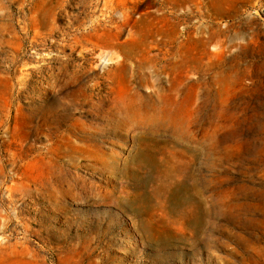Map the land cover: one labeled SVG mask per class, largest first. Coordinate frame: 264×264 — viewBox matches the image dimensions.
Masks as SVG:
<instances>
[{
	"label": "rangeland",
	"instance_id": "1",
	"mask_svg": "<svg viewBox=\"0 0 264 264\" xmlns=\"http://www.w3.org/2000/svg\"><path fill=\"white\" fill-rule=\"evenodd\" d=\"M0 264H264V0H0Z\"/></svg>",
	"mask_w": 264,
	"mask_h": 264
},
{
	"label": "bare ground",
	"instance_id": "2",
	"mask_svg": "<svg viewBox=\"0 0 264 264\" xmlns=\"http://www.w3.org/2000/svg\"><path fill=\"white\" fill-rule=\"evenodd\" d=\"M201 179H202V175H201V173H199V174L197 175V180L200 181ZM199 188L202 189L201 185L199 186ZM202 192H203V191L201 190L200 195H202Z\"/></svg>",
	"mask_w": 264,
	"mask_h": 264
}]
</instances>
